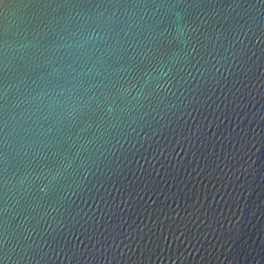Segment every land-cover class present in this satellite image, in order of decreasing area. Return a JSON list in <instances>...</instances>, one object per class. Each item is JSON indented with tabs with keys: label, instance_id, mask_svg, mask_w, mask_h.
Listing matches in <instances>:
<instances>
[{
	"label": "water",
	"instance_id": "1",
	"mask_svg": "<svg viewBox=\"0 0 264 264\" xmlns=\"http://www.w3.org/2000/svg\"><path fill=\"white\" fill-rule=\"evenodd\" d=\"M0 264H264V0H0Z\"/></svg>",
	"mask_w": 264,
	"mask_h": 264
}]
</instances>
